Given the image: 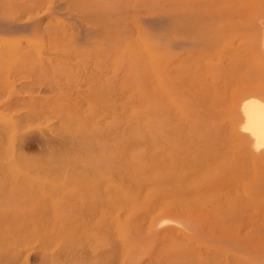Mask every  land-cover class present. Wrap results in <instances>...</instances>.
I'll use <instances>...</instances> for the list:
<instances>
[{"label": "bare ground", "instance_id": "6f19581e", "mask_svg": "<svg viewBox=\"0 0 264 264\" xmlns=\"http://www.w3.org/2000/svg\"><path fill=\"white\" fill-rule=\"evenodd\" d=\"M212 1L219 3V11L209 10ZM212 1L0 0L1 57L14 59L16 54L36 68L34 77L59 78L70 56L87 62L99 55L112 65L110 72L101 71L103 78L96 76L103 79L97 86L105 94L118 92L111 94L120 103L108 100L107 107L113 106L111 121L119 117L127 134L122 135L119 125L123 139L108 173L120 174V182L115 184L113 177L114 187L110 184L117 214L107 217V225L98 223L102 233L96 231L109 243L115 225L118 232H112L121 234L125 248L119 264H143L145 237L161 241L155 256L189 264L185 260L192 239L222 240L229 227L236 228L234 244L246 251L247 264L264 257L255 226L264 221V0H257L245 14L240 0ZM227 35L231 44L238 47L243 37L252 48L248 55L255 61L253 68L243 69L238 50L227 61L222 50V59L195 65L191 73L182 70V47L222 42ZM90 69L96 73L97 68ZM33 91L16 92L5 102L19 105L16 110V105L9 106L17 115L33 113L45 101ZM25 136L20 137V149L51 143L44 136ZM39 193L0 192V219L12 217L0 221V264H82L76 235L71 239L67 230L63 232V221L51 224L32 206V201L39 202ZM107 246H101L106 248L105 259H113L116 254ZM219 251L210 249V258Z\"/></svg>", "mask_w": 264, "mask_h": 264}, {"label": "rangeland", "instance_id": "374dc122", "mask_svg": "<svg viewBox=\"0 0 264 264\" xmlns=\"http://www.w3.org/2000/svg\"><path fill=\"white\" fill-rule=\"evenodd\" d=\"M256 3L257 0H240L241 12L245 14ZM207 5L209 10L213 8L215 11H219V3L212 1L208 2ZM241 39L242 43L240 45L237 42L238 47L235 44H231V39H229L228 35L227 40L222 42L216 41L210 45L203 43L191 44L182 47L178 58L183 64L182 70L191 73L195 65L202 67L210 61H217L218 58L222 59V50H226V61L234 50H238V53H242L241 58L239 56V61L243 69L249 70L253 68L256 65L255 61L252 56L248 55L252 48L245 42L243 37ZM11 51L6 50L7 53H11ZM15 52L13 51V54ZM13 54L12 56H14ZM92 58L93 60L97 58L96 61L100 65H96V61L92 60H87L86 62L83 59L80 60L79 57L78 59L74 56L66 57L65 59L67 60H64V63L62 62V75L59 78H52L51 80L46 78L47 80H45L44 77H34L37 76V73L32 72L35 67L26 65V62L24 63L23 60L17 58L16 54L14 59L20 63V65L18 63L16 66L14 64L16 61L13 57L9 55L1 57L0 54V99L4 98L0 101V192H16L19 190L40 192L39 202L32 201V206L37 207L38 212L42 213V215L44 214L48 220L47 222L51 224L64 223L62 226V229L64 228L63 232L67 230V234L70 235L71 239L76 235L74 237L75 249L82 264H107L111 262L109 260H114V263L111 262L112 264H119L120 261L124 260L122 257H124L123 252L125 253V248H122L121 241H119L122 240L121 234L117 233L115 225H112L113 228L110 229V233L107 236L109 243H107L106 238L104 236L101 237L100 235L102 234L98 233L99 231L102 233L98 227H100L99 224H102V222H105V225L109 224L110 221L108 220L117 214L116 209L113 208L117 205L113 204L115 201L112 200L113 188L110 187V184L112 183V186L115 181V184L120 182V174L108 173L114 165L112 164L114 159L117 161L118 158L113 153L117 150L120 140L122 141L123 139L120 132L122 131V135L127 133H125L126 126L120 121L119 117L115 118L117 119L114 122L115 124L113 123L114 120L111 121V119H114L113 106L110 107L112 108L111 111L108 108V100L112 102L109 104L120 103V101L118 103L116 100V102L113 101L118 98L115 97L118 92L114 93L111 90L112 94H116L115 96L111 92H106L105 94V91H102V88L97 86L103 80H100V78L104 77L101 71L107 70L110 72V69L112 70L110 66L112 65L108 66L110 62L105 63L104 59L101 60L102 58L99 55L98 57L95 56V58L92 56ZM98 60L104 63L102 64ZM102 66L104 67L102 68ZM90 67L97 68L95 74L93 70V73L90 71L93 69H90ZM98 68H101V70ZM30 73L33 76H30ZM89 73H91V76H89ZM99 75L101 77L97 78ZM108 77L111 76L108 74ZM107 80L110 86L113 85L112 77L107 78ZM26 84L29 86L26 88L22 87V85ZM20 87L24 88L26 92L33 93V90H35V94L39 93L38 95L42 97H38L40 102L45 100L40 104L43 108L39 109L40 102L37 100V105L35 106L39 107L37 108L38 110L32 109L34 110L32 111L33 113H20L17 115L15 110L19 105L15 104V110L14 108L12 110L10 107H13L12 105L14 104H6L5 100L8 97L11 100L16 92H23L24 90L20 89ZM40 87L41 89L39 90ZM97 90L101 92L98 93ZM102 94L106 101L103 99ZM107 94H110V96L106 98ZM96 100L98 103H96ZM53 102L55 103L53 104ZM91 104L93 105L91 106ZM18 108L20 109V107ZM106 110L111 112V118L109 116L110 113H107ZM117 115H119V112ZM111 125L113 128H111ZM119 125L122 126L124 131L121 130ZM117 127H119V131ZM114 130H116V133ZM25 135L27 137L29 135L32 138L35 135L36 137L44 136L50 138L51 143L49 145H33L20 149V137L24 138ZM139 136L141 137L140 131ZM128 144H135V142L130 141ZM112 179L115 181L113 182ZM152 183L155 184V182ZM143 190L141 192L146 191ZM139 206L138 209L141 210V206ZM255 208L261 211L260 204L256 203ZM3 214L5 215L7 212ZM103 214H108V216H103ZM7 215H11L10 212ZM109 216L111 217L107 218ZM10 218L12 217L0 219V221H7ZM93 224H97V228ZM145 226L146 224H142L143 230H145ZM255 226L259 231L257 244H260V250L264 251V221H258ZM78 228L80 229L77 231ZM84 229L87 231L85 232ZM96 229H98V232ZM113 229L117 231V234L115 233L114 235L113 232L115 231ZM82 230L84 231L82 232ZM143 230L142 233L144 234ZM235 230V227H229L222 240L214 241L206 237L192 239L189 246V259H186L185 263L247 264L246 251L234 244ZM74 232H78V234ZM221 234H223V227ZM103 237L104 241L102 240ZM142 239H146L143 243L147 244L145 246L147 251L144 252L146 254L140 259L141 263H175L172 260L174 259L173 256L171 258L161 254V258L157 257L158 250H160L157 249V244L161 245L159 244L161 241L158 242L155 238L152 241L151 237ZM93 240L98 243H96L97 245L95 244V247L93 246L95 243ZM103 243L107 244V248H111L115 252L116 255L115 257L113 255V259L112 257L109 259V256L107 257L108 260L105 259L104 250L106 248H101ZM150 246H152V249L155 246L154 252L149 248ZM155 249L157 256H155ZM210 249L220 250L219 254L214 258H210L212 255V253H209ZM147 256L152 257H150L152 260H149V262H152L148 263L147 259L149 257ZM259 260L264 261V257L257 258L256 261L252 260L251 264H261ZM156 261L160 262L156 263Z\"/></svg>", "mask_w": 264, "mask_h": 264}]
</instances>
